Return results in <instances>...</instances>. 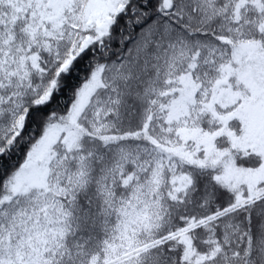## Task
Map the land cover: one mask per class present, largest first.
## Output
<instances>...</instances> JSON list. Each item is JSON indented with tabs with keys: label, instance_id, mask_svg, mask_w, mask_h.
I'll list each match as a JSON object with an SVG mask.
<instances>
[{
	"label": "snow or ice",
	"instance_id": "obj_1",
	"mask_svg": "<svg viewBox=\"0 0 264 264\" xmlns=\"http://www.w3.org/2000/svg\"><path fill=\"white\" fill-rule=\"evenodd\" d=\"M0 264H264V0H0Z\"/></svg>",
	"mask_w": 264,
	"mask_h": 264
}]
</instances>
